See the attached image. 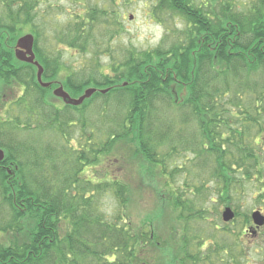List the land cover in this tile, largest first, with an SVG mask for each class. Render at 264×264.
Returning a JSON list of instances; mask_svg holds the SVG:
<instances>
[{"label": "trees", "instance_id": "trees-1", "mask_svg": "<svg viewBox=\"0 0 264 264\" xmlns=\"http://www.w3.org/2000/svg\"><path fill=\"white\" fill-rule=\"evenodd\" d=\"M39 5L40 0H0V86L12 91L15 100L9 108L16 105L18 111L9 114L5 109L6 117L0 118V126L8 124L0 128V148L6 162L26 168L20 175L0 172V180L7 178L12 188L4 197L9 213L0 225V237L7 238V242L0 238V264H247L250 245L243 228L252 234L250 216L244 215L229 231L217 224L191 230V222L208 220L207 207H198L200 189L185 179L179 182L177 176L185 177L196 161L207 163L217 155L221 178L217 182L222 187L219 201H212L218 206L231 202L229 188L238 172L258 188L264 206V0H256L245 17L225 7L210 16V10L206 14L191 0H157L155 11L171 12L187 23L186 39L172 46L162 43L151 51L126 49L121 65L111 57L112 74L99 73L98 78L91 75L79 82L66 71L61 83L74 97L88 86L107 91H95L78 107L61 108L51 101L50 90L37 84L35 67L13 54L16 39L31 33L44 80L60 76L58 64L43 55L38 44L33 22ZM114 14L104 6L83 7L69 17L56 39L83 54L95 29L111 38L121 33L123 22ZM158 15L152 11L156 19ZM3 97L0 92V109L6 106ZM95 99L115 113L97 106L104 109L96 113L97 120H91L92 115L81 120L79 112L94 106ZM72 122L78 128L81 123L86 134L87 125L100 134L98 141L90 134L85 147L74 151L75 159L65 162L59 151L68 146L47 143L52 136L45 133H59L66 141ZM163 146L167 152L158 158ZM187 152L197 157L189 159ZM140 157H146L155 172L143 166L144 160L140 164ZM180 157L185 161L180 163ZM130 159L132 169L126 170ZM98 165L101 170L96 172ZM142 170L150 172L151 184L159 191L153 193L168 222L169 239L150 228L148 221L140 225L131 221L127 206L138 191L133 185L142 190L139 195L144 192ZM195 191L197 200H189ZM103 197H112L117 204L112 218L103 209ZM237 217L235 210L231 222ZM255 233L261 236L256 247L264 251V225ZM204 238L214 239L207 245ZM167 246L172 250L169 261L160 255L169 250Z\"/></svg>", "mask_w": 264, "mask_h": 264}, {"label": "rangeland", "instance_id": "rangeland-1", "mask_svg": "<svg viewBox=\"0 0 264 264\" xmlns=\"http://www.w3.org/2000/svg\"><path fill=\"white\" fill-rule=\"evenodd\" d=\"M191 1L194 6L201 5L200 7L203 9L204 12L210 10V16H213L212 13L214 12H221L225 7L230 10V13H237V15L242 14L240 16L245 17L248 16V9L251 7V5L255 3L256 0ZM107 2L108 0H40V5L37 8L39 16L34 19L33 23L36 24L37 35L39 37L38 44L42 51V54L49 58L52 63L56 62L58 64L57 66L60 67V76H57V80L59 82H61L62 76L66 73V71L72 72L74 74L75 80L79 82H81L82 80L85 81V77L90 78L91 75H94L98 78L99 73L112 74L111 57H115L117 59V62H120L121 65V63L123 62L121 60L125 58L127 53L126 49L135 48L138 50L151 51L155 50L156 47L161 45L162 43H164L166 46H172L177 42H182V39H186L185 33L187 23L183 19H180L177 16H173L171 12L163 11L166 13L163 15L162 11H160L159 9L156 10L157 13H159L158 19L152 16V11L154 10V13L156 12L153 7L157 5V0H118L116 4L112 3L113 5L109 6H107ZM88 5L99 7L104 6L108 11L109 8H111V11L115 13L114 15H120V19L123 22V29H121L122 31L119 35H116V37L113 38L107 37L106 32L104 30H100L101 32L99 31L98 33L95 29L93 31L95 37L92 41L90 40L88 42L87 50L83 54H81L77 53L73 48L70 49L65 46V44L59 43L60 41L56 39V34H61L60 28H62L70 20V16L82 12L83 7L85 8ZM113 8L116 9V12ZM42 14L44 15V17ZM44 20L45 24L43 23ZM163 23H165L166 25L164 26ZM94 52H96V55H92L94 54ZM52 58L55 59V61H53ZM94 58H97L96 61H94ZM74 84H77V82H74ZM0 89V92L5 94V97L3 98L5 99L4 103H6L5 108L0 109V118L6 115L5 109H8L9 114L17 113L18 111L16 109V105L9 108L10 103L15 100V98H13L11 95L12 91L2 85L0 86ZM51 101L54 103L55 106L61 108L59 102H55L53 97ZM92 104L94 106H88L84 109L83 112H79L78 115L80 116L81 120L83 118H88L91 115V120H97L98 114L96 115V113L104 112V109H98L97 106H105V111H107L108 113H115L114 108H110V105L104 102L99 103L95 99ZM85 111L88 113V115L84 117ZM8 117L11 116L8 115ZM100 119L101 117H99V121ZM71 125H73L70 132L71 138L69 136H66V141L61 140V135L59 133H48L49 131L45 133L47 134V136H52L50 138H47L49 140L46 139L47 143L53 142L58 147H65L66 145L68 146L65 147L63 151H59V157H64L63 159H65V162H67V159L68 161L69 159H75L74 151L77 148L85 147L87 143L86 139L90 134L93 137L92 139L95 141H98L100 134L99 131L94 129V127H88V125L86 126V130L88 131L87 134L85 133V130L82 129L81 123L78 124L79 128L75 125V122H72ZM4 127L7 128L8 124H3L2 126H0L1 130H3ZM100 127L101 124L97 121L96 128L99 129ZM34 131L37 133L39 130L35 129ZM90 131L93 132L89 133ZM29 134H32V132H29ZM45 134L41 133L39 134V136L46 137ZM61 141L63 143H61ZM253 149L254 152L258 153L257 148L253 147ZM158 151V158L163 156L164 152H167L166 149L164 150V146L163 150ZM63 153H65L66 155H62ZM134 156L136 157L135 154ZM141 157L139 160L140 164H142L141 162H143L142 160H144L143 166L146 169L150 168L148 169V171L152 172L153 170L149 162L146 160L147 158L145 157L144 159ZM185 157L189 159H195L197 156L192 152H187ZM185 157H180L177 159H180L178 161L182 163V161H185ZM215 158H217V155H213L209 162L201 164L196 161L193 170H191L193 172H187L185 177L181 175L177 176V180L179 182L185 179V181L187 180L191 184H193L195 188L200 189V194L202 195V198L197 200V192L195 191L193 196L189 195V200L191 199V197H195V199L199 201L198 207L202 205L207 207L206 215L208 216V220L204 222H191L190 229L193 231L203 228L213 229L215 224L219 225V227H223L225 225V228L227 229V231H229L235 229L236 225L241 223L240 220L241 218H243L244 215L250 216V214L255 210H260L264 215L263 203L261 200H258L257 197L258 188L253 184L251 180H247L246 178L242 177L240 173L237 172L235 174V184H231V188H229L231 202L225 204H228L229 207L236 210L239 218L237 217L238 221L236 220V222L224 223L222 221L221 211L224 207L228 205L218 206L217 203L219 202L216 203L212 201V199L218 200L220 188L222 187V184L217 182L219 179H221L218 171L220 163H217V161H215ZM132 160L133 159H130L128 161V165L125 166L126 170L132 169ZM9 162L14 165L17 164L12 160H10ZM23 170H26V168H23L21 164L18 163L16 169H14V173H19L20 175ZM95 170L96 172L101 170L100 165H98ZM142 171L144 173L143 175H145L144 179H142V188L144 189V192L139 195L142 190L139 191L140 188H136L133 185L132 188L137 189L138 191H136L135 193V199H132V204L130 203L127 206L131 221L136 225H140L142 222L148 221L147 225L150 228H153L155 232L161 234L163 238L169 239L168 222L166 221V218H164L165 215L161 206L158 204L157 196H155L153 193L154 191H156L157 193L159 191L153 188L154 186L151 184V180L149 178L150 172H146L145 174L146 170ZM122 172L123 170L114 171L112 175L115 176ZM139 176L141 179V173H139ZM8 181L9 180H7V178L5 180H0V225L5 221V212L7 211V215L9 213V208L6 207V202L4 201V197L8 195L12 189L9 184L10 181ZM210 196H212L211 200L209 198ZM102 206L103 209L109 214L110 218H112L114 214H116L118 209L117 204L112 197H103ZM215 207H217L218 213L215 212ZM149 217L151 218V220H149ZM243 229L247 231L248 227H245ZM246 231L245 241L250 246L247 252V262L245 259L244 262H246L247 264H264V251H260V249L256 247V244L258 245L259 243H261V236L259 237L260 234H249V232ZM0 238H2V241L7 242V238ZM213 239L214 238H204L203 242L208 245L213 242ZM229 239L233 238L229 237ZM213 246L214 244L211 245V248H213ZM168 248L169 250L164 249L163 251H160L161 257H163L166 261H169V253L172 252L171 247ZM211 248L209 249L211 250ZM202 249H205V247H203ZM204 253H206V251ZM209 255H214V253H212V250Z\"/></svg>", "mask_w": 264, "mask_h": 264}, {"label": "water", "instance_id": "water-1", "mask_svg": "<svg viewBox=\"0 0 264 264\" xmlns=\"http://www.w3.org/2000/svg\"><path fill=\"white\" fill-rule=\"evenodd\" d=\"M33 46H34V36L31 33H26L21 35L15 43L14 46V56L17 60L21 62H26L29 64H33L36 66L37 71H36V78L38 83L42 87H48L50 85L49 82H42L41 76L43 72V67L38 63L37 60H35V54L33 51ZM97 91L96 88H87L83 91V93L77 97H71L60 85L57 88L53 90V95L56 97L61 98L64 104L67 105H72V106H79L82 104V102L91 97V95ZM107 89L99 90L100 93H105ZM4 157V152L2 149H0V160H2ZM234 217V212L230 207H225L223 212H222V219L225 222H228L232 220ZM252 221L256 228H259L264 224V215L259 211L256 210L252 212L251 214Z\"/></svg>", "mask_w": 264, "mask_h": 264}, {"label": "flooded vegetation", "instance_id": "flooded-vegetation-1", "mask_svg": "<svg viewBox=\"0 0 264 264\" xmlns=\"http://www.w3.org/2000/svg\"><path fill=\"white\" fill-rule=\"evenodd\" d=\"M42 79L44 80L43 76ZM45 82L48 80H44ZM61 85V82H59L57 79L53 81V85H50V87H48V89L50 90V92L52 93L53 89L57 86ZM55 102H59L60 106L63 107L64 103L62 102L61 99L57 98V97H53ZM5 154V153H4ZM6 154L4 155L3 159L0 160V172H5L6 175L8 174H15L14 173V169H16L17 165L12 164L11 162H6ZM9 172V173H8ZM9 176V175H8Z\"/></svg>", "mask_w": 264, "mask_h": 264}]
</instances>
